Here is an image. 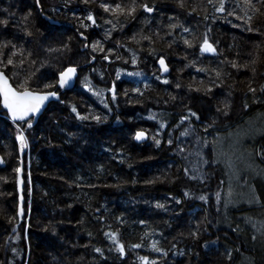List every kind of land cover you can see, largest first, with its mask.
Listing matches in <instances>:
<instances>
[{
  "label": "trees",
  "instance_id": "1",
  "mask_svg": "<svg viewBox=\"0 0 264 264\" xmlns=\"http://www.w3.org/2000/svg\"><path fill=\"white\" fill-rule=\"evenodd\" d=\"M252 3L258 12L244 0L224 11L221 0H0V69L16 86L58 91L60 73L82 67L31 127L0 103V264H239L240 247L264 264L253 229L226 210L224 166L214 156L192 176L180 154L186 128L214 141L264 112V0ZM21 132L30 215L15 231ZM252 145L264 158V136Z\"/></svg>",
  "mask_w": 264,
  "mask_h": 264
},
{
  "label": "rangeland",
  "instance_id": "2",
  "mask_svg": "<svg viewBox=\"0 0 264 264\" xmlns=\"http://www.w3.org/2000/svg\"><path fill=\"white\" fill-rule=\"evenodd\" d=\"M2 32L0 29V35ZM12 84L18 90H23L16 86L14 82ZM150 115L152 118L164 122L165 125L169 120V115L165 112L152 110ZM262 136H264V112L248 117L242 124L233 129L219 131L217 139L214 141L212 139L197 138L192 128L188 127L185 130V137L188 141L181 148L180 154L186 161L188 174L192 176L200 175L203 177L214 156L215 160L224 166L227 177V188L225 189L226 210L228 207L236 208L240 213V219H243L245 224L253 229V242L264 248V198L261 194L264 192V158L258 154L257 148H252V143ZM25 138L28 143L27 137ZM27 150L25 164L29 160V146ZM29 180L28 177L23 181L24 208L25 212H28L24 219L30 215L29 198L25 196L26 189L30 185ZM15 186L18 193L17 181ZM243 212L246 214H242ZM229 227L231 228L227 224L226 230H224L228 236H230ZM231 236L236 237L239 235ZM237 252L240 255L239 259H241L239 264H256L251 257L247 256L244 248L240 247Z\"/></svg>",
  "mask_w": 264,
  "mask_h": 264
},
{
  "label": "snow or ice",
  "instance_id": "3",
  "mask_svg": "<svg viewBox=\"0 0 264 264\" xmlns=\"http://www.w3.org/2000/svg\"><path fill=\"white\" fill-rule=\"evenodd\" d=\"M211 2V0H209ZM245 5L248 8H251L253 12H258L259 9L256 8V6L252 3V0H244ZM105 10L108 9L107 5H103ZM117 8H120L119 5L116 6ZM145 11L151 12L153 9L151 7H148L146 4L140 5ZM121 11H124V9L120 8ZM128 11L134 12L135 7H130ZM217 11H224V5H223V0H221V5L217 9ZM88 19H92V16L89 15ZM251 17H249V20ZM3 23H6L4 21ZM172 27H175L173 25ZM251 30V29H249ZM187 31V29H185ZM187 43V41H185ZM201 51H214L212 46L208 43V41L205 39L204 43L201 45ZM107 59V57H105ZM135 62V61H133ZM12 60H8V64H11ZM160 64L164 65L163 59L160 60ZM235 66V65H234ZM166 70V69H165ZM75 73L74 68H68L64 72L60 74V85L63 87L73 76ZM250 91H254L253 89H250ZM56 93H37V92H32L27 89V87L24 88L23 91H17L12 87L11 84L8 82V78L3 74V72H0V96L3 98V107L7 109L8 113L11 115L12 120L15 122L17 120H25L26 117H28L30 114H35L37 113L43 102L48 98V96H55ZM75 111V109H73ZM195 115V113H193ZM99 119V118H97ZM28 126L31 127V122L28 121ZM144 136L143 132H137L136 133V139L139 140ZM17 139L20 141V147L23 150L27 146V140L23 134V132L19 133L17 136ZM159 143V141H157ZM171 143V141H169ZM16 171L19 173L21 170L19 168L16 169ZM30 192V189H29ZM21 199H23L21 197ZM201 200L205 199V197L201 196ZM157 207H163L162 205H157ZM20 214H23V208L20 209ZM135 247H139V245H136ZM155 247V246H154ZM117 249L123 255L124 249L123 246L120 245L117 242ZM97 252H100V249H96ZM159 251V249H157ZM142 260L147 261V257H141Z\"/></svg>",
  "mask_w": 264,
  "mask_h": 264
},
{
  "label": "water",
  "instance_id": "4",
  "mask_svg": "<svg viewBox=\"0 0 264 264\" xmlns=\"http://www.w3.org/2000/svg\"><path fill=\"white\" fill-rule=\"evenodd\" d=\"M50 21L52 23H54V24H58L57 21H54V20H50ZM208 43L212 46V48L214 49V51H201V52L203 54H206V55H213L215 53L216 49H215L214 45L211 42H208ZM86 47H87V45H86ZM160 60L158 62V67H159V69L161 70V72L163 74H167L169 72L170 68H169L167 62L164 59H163L164 65H161L160 64ZM94 61H95V59L92 58L91 63L94 62ZM84 67H87V64ZM68 68H74L75 69V73L73 74V76L70 78V80L63 87H61V85H60V75H59V81H58V85H59V88H60L59 91H37V90H33V89H28L29 91L37 92V93H41V94H44V93H56V95L55 96H48V98L41 105L40 110L37 113H35V114H30L28 117L25 118V120H17V121L14 122L12 120V118H11V115L8 113L7 109H5L3 107V98H2V96H0L1 107L7 113L9 119L13 123H21V122H24V121H28V120H30L32 118L34 119V121H38L41 118V116L46 112V110L48 109V107L51 104H53L55 102H58L60 100V98H61V96L63 95L64 92L69 91V90H72L73 88H75V86L77 84V81H78L79 72H80V70H81L82 67L80 68V67H77V66H69L66 69H68ZM0 72H3V74L8 78L9 84H11L14 89H16L17 91H23L24 90V89L23 90H18L12 84V81H11L10 77L6 74V72L4 70H1L0 69ZM138 132H143L144 133V136L141 139L137 140L136 139V134H135V140H136V142L137 143H143V142H145L146 139H147V133L144 130H139ZM20 156H21V159H20V168L19 169L21 171L18 173V180H17L18 193H19V204H18V219L19 220H18V224L16 226V230L15 231L18 230V228L20 227V224L23 222L24 217L26 215L25 208H24V206H25L24 185L22 183L23 182V173H24V169H25V163H24V158H23L24 152H21ZM5 165H6V163L4 161V158L0 154V167H4ZM21 197L23 199H21ZM21 208H23V214H20V209Z\"/></svg>",
  "mask_w": 264,
  "mask_h": 264
}]
</instances>
